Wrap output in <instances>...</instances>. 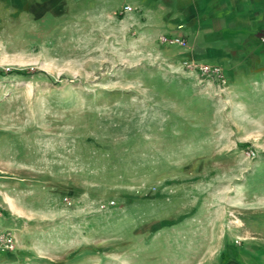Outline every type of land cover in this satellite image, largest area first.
I'll use <instances>...</instances> for the list:
<instances>
[{"label": "rangeland", "instance_id": "1", "mask_svg": "<svg viewBox=\"0 0 264 264\" xmlns=\"http://www.w3.org/2000/svg\"><path fill=\"white\" fill-rule=\"evenodd\" d=\"M122 14L0 0V264H264V70Z\"/></svg>", "mask_w": 264, "mask_h": 264}, {"label": "crops", "instance_id": "2", "mask_svg": "<svg viewBox=\"0 0 264 264\" xmlns=\"http://www.w3.org/2000/svg\"><path fill=\"white\" fill-rule=\"evenodd\" d=\"M82 1L93 2L98 10L112 6L113 13L128 4L132 10L121 16L126 27L156 25L160 32L188 34L190 39L196 34L197 45L204 50L199 57L214 64L252 62L264 70V0ZM219 40L220 45L210 43Z\"/></svg>", "mask_w": 264, "mask_h": 264}, {"label": "built area", "instance_id": "3", "mask_svg": "<svg viewBox=\"0 0 264 264\" xmlns=\"http://www.w3.org/2000/svg\"><path fill=\"white\" fill-rule=\"evenodd\" d=\"M130 6H124L123 12L130 11ZM160 41L162 43H169V44H178L181 46H186V42L179 38V37H167V36H161ZM189 66H191L193 69L199 70L203 75L207 77H211L215 80H217L220 84L226 83V78L223 74L222 69L217 64H208V63H195L194 61L188 62ZM0 242L3 243V246L6 248H12V238L10 236H3L0 238Z\"/></svg>", "mask_w": 264, "mask_h": 264}, {"label": "trees", "instance_id": "4", "mask_svg": "<svg viewBox=\"0 0 264 264\" xmlns=\"http://www.w3.org/2000/svg\"><path fill=\"white\" fill-rule=\"evenodd\" d=\"M16 73H18V74H22V75H26V74H28L29 72H27V71H16Z\"/></svg>", "mask_w": 264, "mask_h": 264}]
</instances>
